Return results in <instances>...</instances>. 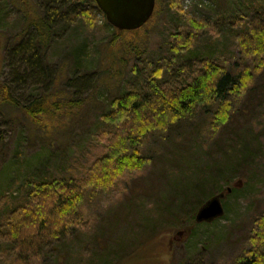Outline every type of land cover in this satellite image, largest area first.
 <instances>
[{"label":"rangeland","instance_id":"1","mask_svg":"<svg viewBox=\"0 0 264 264\" xmlns=\"http://www.w3.org/2000/svg\"><path fill=\"white\" fill-rule=\"evenodd\" d=\"M5 2L0 10V83L9 88L16 106L0 103V264H12L16 253L2 229L7 211L22 202L31 182L68 173L74 178L84 176L102 154L104 143L94 142L99 118L110 112L111 101L132 86L144 88L132 72L136 58L138 68L145 67L146 72L164 66L171 57L172 26H183L180 16L170 12L169 0H156L146 25L121 33L120 46L110 52L111 37L96 13L90 28L77 23L64 40L62 33L60 43L48 49L46 76L33 73L31 78L18 58L7 56L21 29L22 13L20 6ZM177 5L209 26L193 53L173 59V69L183 64L195 68L204 60L232 59V64L240 66L237 54L232 56L234 47L226 29L238 17L243 22L254 18L264 0H179ZM124 44L129 51L122 52ZM76 58L83 68L73 72ZM162 80L173 83L176 77L164 68ZM47 94L62 103L80 101V109L36 122L22 113V106ZM238 104L214 135L209 118L198 115L177 124L163 138L151 137L143 147L148 165L125 174L109 193L86 204L83 226L64 238L65 244L47 246L42 264H230L245 249L252 219L264 208V67L256 75L254 88ZM241 145L242 159L238 155L225 159L226 152H240ZM218 167L220 172L213 170ZM204 176L214 179L218 188L202 185ZM200 180L204 189L198 186ZM229 188L231 192L226 193ZM224 192V215L212 223H196L198 210L183 207L205 203ZM25 261L22 264H31Z\"/></svg>","mask_w":264,"mask_h":264},{"label":"trees","instance_id":"2","mask_svg":"<svg viewBox=\"0 0 264 264\" xmlns=\"http://www.w3.org/2000/svg\"><path fill=\"white\" fill-rule=\"evenodd\" d=\"M3 1L10 7L20 6L22 13L19 19L21 29L13 38L7 56L18 58L31 78L34 74L43 78L46 76L45 70L49 69L48 49L60 43L57 40L62 33L66 35L61 38L64 40L76 30L77 23L90 28L96 13L102 16L104 30L111 37L109 51L116 52L121 44V32L105 22L94 0ZM3 1H0V10ZM169 1L170 12L180 16L179 23L183 26L180 29L174 24L170 31L171 57L164 66H157L148 72L145 67L138 68L139 58H136L132 72L144 88L132 86L123 96L111 101L110 112L99 118L100 127L93 136L95 143H104L102 154L92 161L83 177L74 178L68 173L64 177L27 184L22 202L14 203L5 214L2 225L4 238L17 257L12 264H22L24 260L42 264L43 250L47 246L65 244L64 238L83 226L86 204L90 205L99 195L109 193L125 174L137 173L148 165L149 158L144 154L143 147L151 137L163 138L177 124L198 115L209 118V127L214 135L218 128L227 124L235 111L234 106L254 88L256 75L264 67V7H260V12L248 22L240 21L238 17L226 29L232 38V56L237 54L238 60L242 61L240 66L232 64V59L227 62L204 60L195 68L183 64L173 69L176 63L173 59L193 53V46L209 25L183 13L181 6L177 5L179 0ZM109 29L113 34L110 35ZM122 49V52L129 51V45L124 44ZM119 55L120 51L117 57L121 58ZM82 68L76 58L73 72ZM164 68L176 77L173 83H163ZM58 75H55L56 79ZM52 85L57 86L56 83ZM0 103L16 106L9 88L2 83ZM80 104V101L74 100L58 102L54 96L47 94L22 106L21 111L36 122L40 117L52 119L61 111L69 114L79 110ZM243 148L241 145L240 152H226L229 156L225 159L237 155L238 159H242ZM213 170L221 171L219 167ZM202 180V185L207 184L208 189L219 186L209 176H204ZM225 183L229 185L228 180ZM198 186L201 188V180ZM203 204L186 203L183 207L189 206L188 211L195 213ZM230 264H264V208L252 219L245 249Z\"/></svg>","mask_w":264,"mask_h":264},{"label":"water","instance_id":"3","mask_svg":"<svg viewBox=\"0 0 264 264\" xmlns=\"http://www.w3.org/2000/svg\"><path fill=\"white\" fill-rule=\"evenodd\" d=\"M107 23L119 32H132L142 28L152 17L155 0H94ZM230 189L226 191L229 193ZM226 193L210 198L195 215L198 224L212 223L224 215L221 200Z\"/></svg>","mask_w":264,"mask_h":264}]
</instances>
